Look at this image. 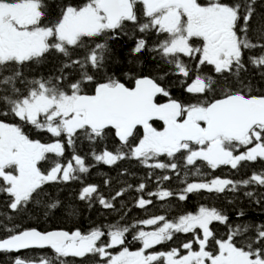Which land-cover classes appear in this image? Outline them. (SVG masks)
Instances as JSON below:
<instances>
[{
	"label": "snow or ice",
	"instance_id": "6c2138e0",
	"mask_svg": "<svg viewBox=\"0 0 264 264\" xmlns=\"http://www.w3.org/2000/svg\"><path fill=\"white\" fill-rule=\"evenodd\" d=\"M0 264H264V0H0Z\"/></svg>",
	"mask_w": 264,
	"mask_h": 264
},
{
	"label": "trees",
	"instance_id": "16d2710c",
	"mask_svg": "<svg viewBox=\"0 0 264 264\" xmlns=\"http://www.w3.org/2000/svg\"><path fill=\"white\" fill-rule=\"evenodd\" d=\"M194 202H195V200H190V201L188 202V209H189V210L192 208Z\"/></svg>",
	"mask_w": 264,
	"mask_h": 264
},
{
	"label": "flooded vegetation",
	"instance_id": "af4514ba",
	"mask_svg": "<svg viewBox=\"0 0 264 264\" xmlns=\"http://www.w3.org/2000/svg\"><path fill=\"white\" fill-rule=\"evenodd\" d=\"M195 204H196V201L194 202V204H193L192 208L195 206ZM192 208H191V209H192Z\"/></svg>",
	"mask_w": 264,
	"mask_h": 264
}]
</instances>
